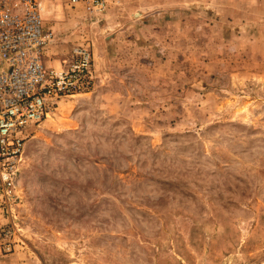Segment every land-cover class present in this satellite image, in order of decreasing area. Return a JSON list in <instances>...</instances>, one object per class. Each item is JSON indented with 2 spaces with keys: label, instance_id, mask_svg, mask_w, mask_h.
Listing matches in <instances>:
<instances>
[{
  "label": "rangeland",
  "instance_id": "rangeland-1",
  "mask_svg": "<svg viewBox=\"0 0 264 264\" xmlns=\"http://www.w3.org/2000/svg\"><path fill=\"white\" fill-rule=\"evenodd\" d=\"M111 1L47 2L93 84L27 138L0 264H264V0Z\"/></svg>",
  "mask_w": 264,
  "mask_h": 264
},
{
  "label": "built area",
  "instance_id": "built-area-1",
  "mask_svg": "<svg viewBox=\"0 0 264 264\" xmlns=\"http://www.w3.org/2000/svg\"><path fill=\"white\" fill-rule=\"evenodd\" d=\"M80 6L90 16L106 13L111 0H0V205L14 220L26 140L49 117L54 103L93 84L91 50L75 47L61 67L47 68V2ZM119 2L120 0H115ZM56 2V3H55ZM11 233L8 229L4 235Z\"/></svg>",
  "mask_w": 264,
  "mask_h": 264
}]
</instances>
